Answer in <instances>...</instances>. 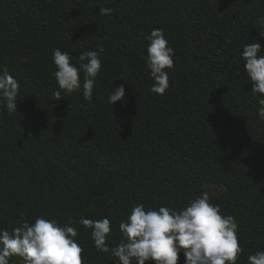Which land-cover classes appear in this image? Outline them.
<instances>
[{
    "label": "trees",
    "instance_id": "trees-1",
    "mask_svg": "<svg viewBox=\"0 0 264 264\" xmlns=\"http://www.w3.org/2000/svg\"><path fill=\"white\" fill-rule=\"evenodd\" d=\"M104 7L113 12L99 15ZM257 17L264 0H0V67L20 85L17 112L0 106V229L41 215L61 224L107 216L114 247L134 204L179 210L209 181L225 187L211 202L238 222L237 264L264 250L262 97L250 92L240 56L249 42L264 49ZM153 28L175 50L163 95L151 92L145 63ZM97 46L92 103L82 90L51 98L52 50L77 63ZM121 84L125 97L111 110L108 95ZM76 226L83 264H113Z\"/></svg>",
    "mask_w": 264,
    "mask_h": 264
},
{
    "label": "clouds",
    "instance_id": "clouds-1",
    "mask_svg": "<svg viewBox=\"0 0 264 264\" xmlns=\"http://www.w3.org/2000/svg\"><path fill=\"white\" fill-rule=\"evenodd\" d=\"M111 8H100L99 15H110ZM264 26V17H257ZM264 37V31H259ZM146 66L153 81L151 92L165 94L169 88V69L174 67L175 50L161 28L146 33ZM103 47L85 50L73 63V55L60 48L52 50L53 73L58 85L51 96L65 97L62 92L81 91L83 99L93 101L97 77L101 72ZM240 56L243 72L251 84L250 92L258 99L256 114L264 121V49L261 43L249 42L242 46ZM81 73L83 80L81 81ZM19 81L7 67H0V106L9 114L17 112ZM125 97L123 84L112 86L108 95L111 106ZM77 223L91 230V239L98 252L114 257L113 264H178L180 254L184 264H237L243 252L238 236V222L233 215H224L218 204L212 203L207 192L190 200L181 209L168 206L146 209L143 203L134 204L125 219L119 223L120 242L110 247L106 240L112 231L109 217L91 219L81 216L78 222L64 224L56 219L37 216L34 221L23 219L20 226L11 231L0 229V264H10V258L19 264H83V247L77 241ZM247 264H264V250L250 253Z\"/></svg>",
    "mask_w": 264,
    "mask_h": 264
},
{
    "label": "rangeland",
    "instance_id": "rangeland-1",
    "mask_svg": "<svg viewBox=\"0 0 264 264\" xmlns=\"http://www.w3.org/2000/svg\"><path fill=\"white\" fill-rule=\"evenodd\" d=\"M202 188L203 192H207L209 196H219L225 191L224 186L209 181H205Z\"/></svg>",
    "mask_w": 264,
    "mask_h": 264
}]
</instances>
